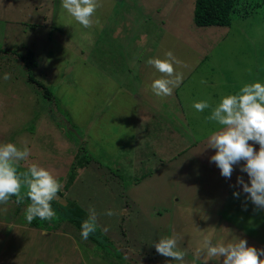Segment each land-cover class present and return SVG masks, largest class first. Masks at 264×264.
Returning <instances> with one entry per match:
<instances>
[{
  "label": "rangeland",
  "instance_id": "rangeland-1",
  "mask_svg": "<svg viewBox=\"0 0 264 264\" xmlns=\"http://www.w3.org/2000/svg\"><path fill=\"white\" fill-rule=\"evenodd\" d=\"M196 3L99 0L84 28L62 0H0V75L10 74L0 79V143L27 144L32 154L18 171L48 168L62 181L60 200L95 208L99 225L83 240L67 221L29 226L30 199L0 203V264H175L153 245L173 231L189 262L208 234L264 248V228L242 223L255 216L236 182L247 174L236 165L228 179L210 162L207 137L222 126L207 119L211 107H192L264 82V0H240L228 25H199ZM29 51L37 60L29 71L54 99L26 79ZM168 51L182 80L160 97L150 85L167 74L147 60Z\"/></svg>",
  "mask_w": 264,
  "mask_h": 264
},
{
  "label": "clouds",
  "instance_id": "clouds-1",
  "mask_svg": "<svg viewBox=\"0 0 264 264\" xmlns=\"http://www.w3.org/2000/svg\"><path fill=\"white\" fill-rule=\"evenodd\" d=\"M99 0H62V8L84 28L94 23V14L99 7ZM99 23L98 20L95 21ZM166 59L149 58L147 63L154 66L164 77L152 81L150 87L156 96H171L173 89L182 80L180 74H174V64L179 63L172 51L165 53ZM0 79H10L9 73L0 75ZM203 83V81H202ZM197 112L211 107L208 120L222 126L217 132L207 137L208 147L214 149L210 162L214 163L220 174L230 179L234 166L247 174L248 182L237 177L246 199L264 210V82L254 80L244 84L238 92L222 95L219 102L212 107L208 100L193 102ZM254 145H259L256 149ZM31 149L25 144L17 147L12 142L0 143V203L11 197H17V203L24 199L22 189H27V198L31 203L24 211L25 219L31 223L34 219L49 221L57 217L53 201H60L62 181L51 170L39 163L30 162L26 171H18L21 161H28ZM243 161V164L240 162ZM239 197V192H233ZM106 215H114L113 210H106ZM97 212L89 207L88 216L81 222L80 237L87 240L90 234L97 231ZM107 231V228L104 229ZM182 237L175 231L171 235L153 241L157 253L170 257L175 264H208L216 259L219 264H264V248H257L245 238L224 242H214L213 235H205L192 260H186L187 250L181 246Z\"/></svg>",
  "mask_w": 264,
  "mask_h": 264
},
{
  "label": "trees",
  "instance_id": "trees-1",
  "mask_svg": "<svg viewBox=\"0 0 264 264\" xmlns=\"http://www.w3.org/2000/svg\"><path fill=\"white\" fill-rule=\"evenodd\" d=\"M240 0H197L196 3V16L195 19L199 25H228L230 23V15L232 11H236V6L239 5ZM246 1V0H243ZM255 6H257L256 3H254ZM27 6L24 7L25 10L30 7V5H33L31 3L26 4ZM32 12V11H31ZM34 12V11H33ZM22 25V24H21ZM33 27V26H32ZM30 55L28 58L22 56L24 65V68L28 69V73L26 76V79L29 82H32L34 85L37 86V88L41 89L42 96L46 99H54V96L50 90L45 87V84H43L42 81L38 80L33 76L31 71H29L32 67H35L37 65V60L34 57V54L32 51H29ZM145 88V86H144ZM154 94V93H153ZM152 101H154L152 99ZM112 132H116V128L113 125ZM67 133V132H66ZM136 129L133 130L131 133V136H136ZM69 176L71 172H68ZM71 182V177L67 178L66 184H69ZM24 199L27 198V194H24ZM10 200H16L17 197L13 196L10 198ZM15 201V205L17 207H20L19 203ZM54 202V201H53ZM52 202V203H53ZM68 203V202H67ZM66 203V204H67ZM58 202V211H57V217L53 219L56 223L67 221V224L71 226V230L75 233H78L80 237V226L81 222L87 218L88 214L86 211L75 201H69L70 205H66ZM66 205V206H64ZM49 221H40L39 219H34L31 223H28L29 226L34 227L36 229H55L59 226L53 225L52 222ZM41 222L44 223V225H41ZM262 226L264 227V220L261 222ZM68 231V230H67ZM48 233V232H47Z\"/></svg>",
  "mask_w": 264,
  "mask_h": 264
},
{
  "label": "crops",
  "instance_id": "crops-1",
  "mask_svg": "<svg viewBox=\"0 0 264 264\" xmlns=\"http://www.w3.org/2000/svg\"><path fill=\"white\" fill-rule=\"evenodd\" d=\"M142 86H145L144 83L142 84ZM145 88H146V87H145ZM151 92L153 93V91H151ZM176 93H177V92H176V90H175V94H176ZM154 95H155V94H154ZM252 212L255 213L254 218H252V217H250V218L247 217V218H246V217H245V218H244L245 220H243L242 223H244V226H246V227H248L249 229L253 230L252 228L256 227V226L254 225L253 221H256V222H257V226H259V227H257L255 231H258V229H259L260 227H263L262 224H261V222L264 220V210H262V209L258 208L257 206H255V207L252 208ZM263 228H264V227H263Z\"/></svg>",
  "mask_w": 264,
  "mask_h": 264
},
{
  "label": "water",
  "instance_id": "water-1",
  "mask_svg": "<svg viewBox=\"0 0 264 264\" xmlns=\"http://www.w3.org/2000/svg\"><path fill=\"white\" fill-rule=\"evenodd\" d=\"M59 196V195H58ZM59 203L66 204L67 202L64 199H61Z\"/></svg>",
  "mask_w": 264,
  "mask_h": 264
}]
</instances>
